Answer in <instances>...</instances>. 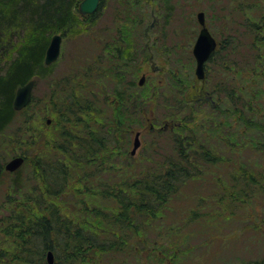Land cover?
I'll use <instances>...</instances> for the list:
<instances>
[{
    "label": "trees",
    "instance_id": "trees-1",
    "mask_svg": "<svg viewBox=\"0 0 264 264\" xmlns=\"http://www.w3.org/2000/svg\"><path fill=\"white\" fill-rule=\"evenodd\" d=\"M79 1L0 0V156L22 155L21 167L27 160L33 165L28 176L12 178L4 197L0 264H48L47 250L53 264H110L103 257L130 253L128 241L161 217L160 208L186 181L218 166L234 167L227 172L226 209L264 191V0L232 3L228 34L218 39L205 62L213 63L211 71L199 85L190 68L176 66L144 91L125 65L106 69L100 60L50 83L38 109L49 137L30 115L42 102L31 93L28 104L15 110L12 100L17 87L32 79L35 89L52 69L56 60L49 65L43 60L52 34L94 21L96 10L81 15ZM124 30L117 27L113 45L115 57L125 52L129 62L133 52L129 42L123 44ZM104 43V49L110 45ZM150 105L159 107L162 125L150 129L149 148L157 152V140L166 132L171 151L149 165L125 163L131 157L130 129ZM41 146L56 153L44 154ZM224 147L234 157L218 151ZM33 149L41 154L32 157ZM21 167L2 170L0 177ZM104 173L114 180L105 183Z\"/></svg>",
    "mask_w": 264,
    "mask_h": 264
},
{
    "label": "rangeland",
    "instance_id": "rangeland-1",
    "mask_svg": "<svg viewBox=\"0 0 264 264\" xmlns=\"http://www.w3.org/2000/svg\"><path fill=\"white\" fill-rule=\"evenodd\" d=\"M240 1L242 0H139L135 5L130 0H101L93 23L86 21L90 23L84 28L72 29L65 34L58 32L62 36L60 54L52 69L47 72L49 74L41 76L35 89L32 88L31 91L35 101L42 102L34 112V107L30 110L33 125L40 126V130L50 137V133H47L49 129L42 126L44 121H40L42 115L41 110H38L44 106L42 98L48 85L58 79L65 81L72 71L80 74L83 68L98 60L103 62L106 69H119L120 65H125L134 74L136 83L143 73L144 82L138 86H145L144 91H149L153 80L160 82L166 79L168 70L176 66L190 68L196 85H199L194 74L195 60L192 54V45L199 29L196 13L200 10L204 12L207 27L218 40L228 34L226 18L232 3L238 4ZM235 14L233 11L231 16ZM149 25L151 26L145 32ZM119 26L124 27L127 33L122 40L123 44L129 42L131 53L133 52L129 62L125 52L115 57L116 45L113 44H116V29ZM104 42L110 44L108 49V46L103 48ZM143 48L148 57L144 55ZM151 66L157 70H153ZM212 66L213 63L205 64V75L211 71ZM131 72H128V76ZM77 78L82 79L80 75ZM107 79L108 76H104L102 82L110 90L112 85ZM157 109L159 107L148 106L143 110V117L138 116L137 124L131 127L128 151L137 130L140 131V146L134 155L129 153L131 157L125 163L149 165L171 151L172 145L166 132L157 140L154 147L157 152L149 148L152 137L150 129H157L162 125L161 114L155 111ZM256 112L263 111L258 109ZM21 118L19 114L16 125ZM149 124L152 126L149 127ZM228 149L224 147L218 151L226 157H234ZM41 150L44 151L42 146ZM49 153L52 157L56 152L44 151V154ZM31 154L35 158L41 151L33 149ZM235 154L239 156V161H243L245 156L238 153V149H235ZM11 155L5 158L0 156V162H5ZM252 158L256 159L258 155L254 154ZM259 161L260 159L255 160L256 163H260ZM32 169V161L27 160L18 173L1 175L0 218L6 214L2 205L6 192L10 190L12 178L23 179ZM233 169V166H218L186 181L177 195L169 200L168 205L160 208L161 217L148 222L146 229L128 241L131 245L130 253L111 251L102 261L110 264H250L258 261L264 264V191L246 198V202L232 203V207L226 209L228 198L224 189L228 182L227 172ZM103 175L105 183L115 178L105 173ZM44 257L46 258V253Z\"/></svg>",
    "mask_w": 264,
    "mask_h": 264
},
{
    "label": "water",
    "instance_id": "water-1",
    "mask_svg": "<svg viewBox=\"0 0 264 264\" xmlns=\"http://www.w3.org/2000/svg\"><path fill=\"white\" fill-rule=\"evenodd\" d=\"M100 0H80L78 3V11L81 15H87L93 13ZM196 19L199 25L197 36L192 45V54L195 60L194 74L196 79L203 80L204 78V64L208 60L211 53L216 48V39L208 29L204 12L202 10L196 13ZM153 23H151L152 25ZM62 36L59 33H54L51 35L47 47L44 52V64L49 65L54 62L60 54ZM145 79V75L142 74L139 77L138 84L142 85ZM33 87V80L27 81L25 84L20 85L16 88L15 94L12 100V105L15 110H20L25 107L31 97V91ZM49 122V120H48ZM166 124L164 128H166ZM140 131H136L132 141V147L130 149V154L134 155L138 147L140 146L139 139ZM24 162V157L22 155H13L4 164H0V173L2 170L8 172H14ZM46 261L48 264H53L54 256L51 250L46 252Z\"/></svg>",
    "mask_w": 264,
    "mask_h": 264
},
{
    "label": "flooded vegetation",
    "instance_id": "flooded-vegetation-1",
    "mask_svg": "<svg viewBox=\"0 0 264 264\" xmlns=\"http://www.w3.org/2000/svg\"><path fill=\"white\" fill-rule=\"evenodd\" d=\"M216 39V38H215ZM216 42H217V44H216V47H217V45H218V40L216 39ZM216 49V48H215ZM152 67V69L153 70H155V67H153V66H151Z\"/></svg>",
    "mask_w": 264,
    "mask_h": 264
}]
</instances>
